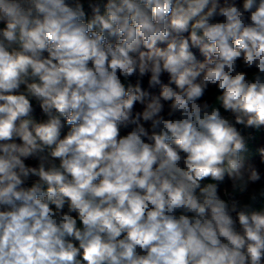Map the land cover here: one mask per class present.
<instances>
[{
	"label": "clouds",
	"instance_id": "clouds-1",
	"mask_svg": "<svg viewBox=\"0 0 264 264\" xmlns=\"http://www.w3.org/2000/svg\"><path fill=\"white\" fill-rule=\"evenodd\" d=\"M0 264H264V0H0Z\"/></svg>",
	"mask_w": 264,
	"mask_h": 264
}]
</instances>
